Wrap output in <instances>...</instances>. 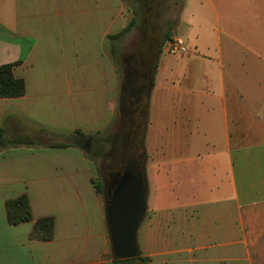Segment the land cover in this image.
I'll return each instance as SVG.
<instances>
[{
    "label": "crops",
    "instance_id": "1",
    "mask_svg": "<svg viewBox=\"0 0 264 264\" xmlns=\"http://www.w3.org/2000/svg\"><path fill=\"white\" fill-rule=\"evenodd\" d=\"M125 12L124 0H0V66L26 84L0 99V130L38 139L0 151V264H115L94 161L52 139L109 129L126 79L118 98L124 36H112L132 22ZM175 32L188 53L161 51L139 97V257L264 264V0H182ZM23 195L34 220L10 225L6 203ZM43 218L54 219L50 241L33 236Z\"/></svg>",
    "mask_w": 264,
    "mask_h": 264
},
{
    "label": "rangeland",
    "instance_id": "2",
    "mask_svg": "<svg viewBox=\"0 0 264 264\" xmlns=\"http://www.w3.org/2000/svg\"><path fill=\"white\" fill-rule=\"evenodd\" d=\"M125 2V15L127 18V24L131 22L132 19H136V25L132 30L123 37V46L121 54L118 56H113V50L108 52L112 55V59H123L121 63L122 70L119 76L120 88L119 94L121 92L122 84L126 77V67H136L139 68L142 65L152 66L156 65L158 61L159 54L162 51V46L165 40L171 36L176 35V28L178 21L180 19V13L182 8V0H124ZM81 32L92 37L93 33L90 30L89 25L80 24ZM98 38H96V41ZM98 44H95V46ZM145 114V112H144ZM143 114V117L145 116ZM126 115H124L123 110H121L120 102L117 101L115 116L112 123L105 132L99 137L102 138V144L100 146L95 145L94 139L98 136L100 132L84 133L85 137L80 139V145L82 146V151L88 157L94 161L95 167V179L97 182L106 184V169L107 166L113 165V158L121 149V144L125 138H131L130 126L126 124ZM146 118L144 117V122ZM134 130L138 131V142L142 144L143 142V130L144 124H136ZM37 134V133H36ZM34 133H20L15 137L30 136L33 142H38L37 136ZM48 141V140H46ZM39 140V142H46ZM53 142H64L71 144L72 138H61L57 137L52 139ZM85 143L88 145L85 146ZM7 149V148H6ZM2 149L0 151L6 150ZM139 149H142L139 147ZM100 151V152H99ZM142 154L141 152H139ZM127 159L121 162V165H126ZM121 166V167H123ZM111 170V169H110ZM102 210L104 213V219L106 221V195L100 194ZM107 224V221H106ZM113 257V252H112Z\"/></svg>",
    "mask_w": 264,
    "mask_h": 264
},
{
    "label": "water",
    "instance_id": "3",
    "mask_svg": "<svg viewBox=\"0 0 264 264\" xmlns=\"http://www.w3.org/2000/svg\"><path fill=\"white\" fill-rule=\"evenodd\" d=\"M106 195V219L112 250L118 260L139 257L138 230L147 212L148 184L145 170L132 157L124 171L117 175Z\"/></svg>",
    "mask_w": 264,
    "mask_h": 264
},
{
    "label": "trees",
    "instance_id": "4",
    "mask_svg": "<svg viewBox=\"0 0 264 264\" xmlns=\"http://www.w3.org/2000/svg\"><path fill=\"white\" fill-rule=\"evenodd\" d=\"M136 25V19H133L132 22L124 29L123 32L116 36H112V39H118L125 35H127L132 28ZM157 68L156 65L152 66V71L155 72ZM26 94V84L24 80L15 78L13 74V65L7 64L0 66V99H13L20 98ZM148 106V100L144 97L142 100L139 99L137 104L138 110V120L137 124L144 122V111ZM145 115V114H144ZM140 122V123H139ZM101 133L94 139L95 145L100 146L102 144V138L99 136ZM85 137V134L81 131H78L72 136L71 144L77 147H81L80 139ZM144 137V134H143ZM34 142L30 136H21L14 137L8 139L3 130H0V150L6 149L9 147H17L20 145L31 146ZM68 144H60L56 147L66 148ZM100 152V151H99ZM144 170V169H143ZM97 193L104 194V186L102 183L95 181L94 182ZM6 213L7 219L10 225L16 226L21 223L31 222L34 220L32 209L30 205V200L27 195H23L22 197L10 200L6 203ZM54 219L53 218H43L36 221L33 236L42 241H50L54 235ZM115 264H145L147 262L146 259L137 257L129 260H118L114 258Z\"/></svg>",
    "mask_w": 264,
    "mask_h": 264
},
{
    "label": "flooded vegetation",
    "instance_id": "5",
    "mask_svg": "<svg viewBox=\"0 0 264 264\" xmlns=\"http://www.w3.org/2000/svg\"><path fill=\"white\" fill-rule=\"evenodd\" d=\"M152 70L151 67L142 65L139 68L128 67L126 71V79L121 95L120 107L123 110L126 124H129L130 135L132 139L125 138L121 144V149L113 158V165L107 166L106 169V184L104 185V192H108L117 179V175L124 171L128 166L129 160L133 157L136 160L137 167L144 169L142 144L138 142V131L134 130L138 120L137 104L140 94L149 86ZM140 84V85H139ZM88 144L85 143V146ZM127 159L126 165H121L123 160ZM123 166V167H121ZM111 169V170H110Z\"/></svg>",
    "mask_w": 264,
    "mask_h": 264
},
{
    "label": "built area",
    "instance_id": "6",
    "mask_svg": "<svg viewBox=\"0 0 264 264\" xmlns=\"http://www.w3.org/2000/svg\"><path fill=\"white\" fill-rule=\"evenodd\" d=\"M188 51L185 40L177 35L169 36L162 46V52L170 55H185Z\"/></svg>",
    "mask_w": 264,
    "mask_h": 264
}]
</instances>
